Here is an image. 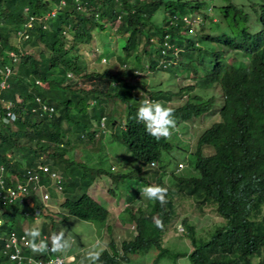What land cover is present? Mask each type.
<instances>
[{"label":"trees","instance_id":"16d2710c","mask_svg":"<svg viewBox=\"0 0 264 264\" xmlns=\"http://www.w3.org/2000/svg\"><path fill=\"white\" fill-rule=\"evenodd\" d=\"M61 1L0 0V80L5 65L12 69L8 86H0V111L5 113L4 103L11 102L16 112L14 120L0 118V166L5 176L37 169L51 159V167L61 168L60 187L54 192L62 196L76 176L79 191L64 195L49 209L61 214L64 222L72 215L103 224L98 264H122L130 254L152 247L156 248L152 264L163 259L179 264L180 256L191 264H253L251 257L264 250V0L250 7L230 0L221 5L215 0ZM51 2L58 5V12L46 20V27L35 20L27 28L28 37L20 38L17 30L24 28L29 14L48 11ZM185 15H197L198 27ZM117 19L115 29L127 32L122 56H115L111 67L82 62L81 48L97 54L91 42L95 29L106 30L107 23ZM254 21L260 29L254 28ZM28 41L42 45L38 55L24 50ZM10 50L16 52V61ZM235 51L248 55V60L232 62L230 54L236 58ZM137 70L142 72L139 78ZM149 72L161 78L159 85L146 82L143 77ZM190 74L194 81L177 90L163 82L169 75ZM215 87L216 93L207 90ZM173 95L180 100L174 103ZM144 99L174 110L177 126L170 138L157 141L136 122ZM44 103L53 110L43 109ZM109 130L129 152V170L114 171L115 164L107 161L103 138ZM73 136L93 148L95 162L74 158ZM174 151L187 154L188 163L182 161L186 166L180 172L160 171ZM103 174L116 185L125 183L124 200L131 205L124 206L121 220L133 225L134 236L120 245L112 230L119 217L88 193ZM149 185L168 189L165 206L141 196L140 190ZM173 187L196 196L202 206H213L224 220L207 239L197 240L184 215L181 222L191 244L181 253L170 251L161 240L173 214ZM32 197L37 203L36 195ZM34 218L26 200L7 202L0 197V264H11L3 254L6 237L12 231L23 232V221ZM156 219L163 221V230L155 226ZM46 226L42 232L50 241L56 223L50 220ZM80 256L70 264H81L85 257ZM257 264H264V257Z\"/></svg>","mask_w":264,"mask_h":264},{"label":"rangeland","instance_id":"374dc122","mask_svg":"<svg viewBox=\"0 0 264 264\" xmlns=\"http://www.w3.org/2000/svg\"><path fill=\"white\" fill-rule=\"evenodd\" d=\"M210 3V0H206ZM231 2H234L238 5L244 4L245 7L250 5H254L253 3L259 2V0H230ZM215 4H224L226 3V0H215ZM257 3H255L256 5ZM197 18L192 22L196 27L197 26ZM119 23V19L115 20L114 22L107 23L106 30H97L93 32V47L96 48L97 54L92 55L89 50L85 47L81 48L82 57L80 58L82 62L91 64L92 66L94 64H98V68H104V67H111V64L115 60V56H122V46L124 45L125 38L127 36V32L118 31L115 28L117 27V24ZM255 29H260V24L258 21L253 22ZM194 26V27H195ZM23 43V41H20L19 44ZM33 42H26L24 44V50L28 52H32L36 55H38V52L42 49V45H35L32 46ZM69 44H67L68 46ZM141 53H143L141 51ZM230 52H227L228 54ZM233 55L236 56V58H232V55L230 54L232 62L235 64H239L241 61H247L249 56L244 54L241 51H235L233 52ZM142 56V61H146V56ZM107 58L106 62H102V58ZM101 58V59H100ZM99 59V61H98ZM235 59H237L235 61ZM204 64V63H203ZM195 67L198 69H202V66H198V64H195ZM70 75L72 74L69 72ZM144 75V74H143ZM157 75L156 72H149L146 75H144V79L147 80L146 82L154 83L156 85H159L161 82V78ZM194 77H192V74L182 77V76H176V75H169L165 79H163V82H165V86L172 89L177 90L180 86H183L189 82H193ZM147 84V85H148ZM216 89V90H215ZM207 89L210 91V93H216L218 92V88L215 87ZM222 97L221 94H217V100L221 101ZM180 100V97L178 95H173L172 101L174 103L178 102ZM110 106L114 105L112 101H110ZM119 108L120 105H117ZM201 122H196L197 125H200ZM183 134V133H182ZM73 146L70 151L73 152L74 158L76 160H82L86 162L87 164H91L96 161L97 154L95 153L93 148L85 145L80 140H77L75 136H73L72 139ZM103 145L106 153V157H108L107 161L112 162V165H114L112 168L114 171L116 170H129L131 168V162L127 161V153L126 147L122 144H119L118 142L114 141L110 136V130L109 132L104 136L103 138ZM175 152V151H174ZM90 154V155H89ZM89 155V156H88ZM178 160H181L177 162ZM189 157H187V154L184 151H177L174 153V157L167 162V165H165L163 168L159 167V164L157 165L161 170L165 169V171L169 172L170 170H174L175 172H180L186 165L184 162L188 163ZM125 161V162H124ZM132 161V160H131ZM184 161V162H182ZM48 161L47 163H50ZM123 163V165L119 166V163ZM136 163V161H134ZM182 164V166L180 165ZM61 171V168L58 169ZM185 170V169H184ZM183 170V171H184ZM73 181L69 183V186L67 188V191L63 193V196L61 194H57V192H54L55 190L53 188H50L51 191V197L49 198L48 202L51 206L56 207L59 205L64 195L66 194H72L77 193L79 191L78 188V178L76 176L73 177ZM168 180V179H166ZM169 184H172V182L168 181ZM53 189V190H52ZM125 183L120 182L118 185L111 180V178L103 174L100 177H97L95 181L89 186L88 193L93 196L98 202H101L104 206L110 210V212L116 216L119 217V219H116L114 221V226L112 230L114 231L115 239L117 240L118 245H120L121 241L123 239H131L134 234V227L132 224H129V222H123L121 220V217L124 216L122 213H124L122 210L124 206H131L127 200H124L125 195ZM180 192L179 188L173 187V214L170 217L169 221L167 222L165 230L162 232V242L165 241L166 247L172 252H178L181 253L182 251H186L190 247V235H188V232H186V229L184 227V224L181 222V218L185 215L187 217L188 223H191L194 228V237L197 240H205L210 236V233L217 227H219L221 224H223L224 220L221 216L215 214L212 209L213 206L208 205L209 208L202 206L199 204L200 202L194 195H189L185 190H181ZM201 205V206H200ZM262 211L264 212V205L262 206ZM261 211V212H262ZM52 212V213H51ZM122 215V216H121ZM123 218V217H122ZM195 218V219H194ZM197 218V220H196ZM50 220L55 221L56 226L55 230L57 232L64 231L66 235V239L70 241V248L65 253H61L65 256H67L68 253L69 256L75 255L76 260L78 259L79 254L81 256L86 257L87 251L90 249V247L99 242V249L103 246L102 245V226L103 224L93 223L91 221H83L80 219H77L76 217L72 215H68V220L64 222L63 217L59 213H55L50 209L45 210V212L36 218H34L33 221L24 220L23 221V229L25 231L29 230L33 225H36L40 227L42 230L45 225L49 228V222ZM183 230V231H182ZM179 234V235H178ZM156 254V248L152 247L148 250V252L145 253H136V254H130L127 260H122V264H152V259L154 258ZM80 256V257H81ZM180 260L178 261L179 264H191L190 260L186 256H180ZM264 257V250L259 253L258 255L252 256L251 260L253 264H257L258 260L260 258ZM75 260V261H76ZM80 260H83V258H80ZM164 261H167L165 259L157 262L156 264H168L163 263ZM71 261L66 262L65 264H70ZM74 264V263H71ZM79 264V263H78ZM171 264V263H170Z\"/></svg>","mask_w":264,"mask_h":264},{"label":"built area","instance_id":"2783aa9c","mask_svg":"<svg viewBox=\"0 0 264 264\" xmlns=\"http://www.w3.org/2000/svg\"><path fill=\"white\" fill-rule=\"evenodd\" d=\"M61 2H64L62 0ZM81 9H86L85 6L80 5ZM24 10L26 13L29 11V7L25 6ZM58 12V5L54 2H51L50 9L41 14L30 13L28 19L24 23V28L17 30V35L20 38H27L28 31L27 28H31L34 24V21L37 20L43 23V26L46 27V20ZM199 20L197 15L189 17L185 15V20L187 22H193ZM9 55L12 56L13 61L17 60V54L15 51L10 50ZM105 60V58H103ZM12 69L9 64L5 65L4 69L1 70L2 79L0 80V86H8L7 78L9 77ZM135 78H139L142 74L141 71H135ZM70 74V73H69ZM37 100L40 102V98L37 97ZM6 108L5 113L0 111V118L7 122L9 120H14L16 117V112L12 109V103H4ZM43 109H48L49 111L53 110V107L48 106L47 104L42 105ZM100 126H104V118H102ZM3 173V166H0V197L7 202H13L16 200H26L31 207L32 212L35 218L49 209L51 205L48 200L51 197L50 188L56 189L60 185L58 181L62 178L61 171L51 167L49 163H41L38 165L37 169L29 168L23 173H11L8 178ZM33 192L31 195L30 193ZM33 195H36L38 199L37 203L33 199ZM30 212H27L29 214ZM25 232H16L12 231L5 239L3 246V254L7 255V258L11 264H64L66 261H71L75 257L65 256L61 253L51 254H35L26 246ZM41 238L49 241V236L46 232L41 230ZM50 243V241H49ZM15 257V259H13Z\"/></svg>","mask_w":264,"mask_h":264},{"label":"clouds","instance_id":"9594fccd","mask_svg":"<svg viewBox=\"0 0 264 264\" xmlns=\"http://www.w3.org/2000/svg\"><path fill=\"white\" fill-rule=\"evenodd\" d=\"M135 120L137 123L143 124L146 133L157 141L170 138L177 126L174 110L159 101L150 99L141 101ZM155 165L158 164L155 163ZM180 165L182 166V164ZM140 192L142 197L147 198L149 201L158 202L161 207L168 203V189L166 187L149 185L141 189ZM155 226L163 230V221L156 219ZM25 240L26 246L35 254L65 253L71 246L64 231L53 233L49 243L48 240L41 238V229L36 225L25 232ZM99 247V242L93 244L81 264H98L102 255V250H98Z\"/></svg>","mask_w":264,"mask_h":264},{"label":"crops","instance_id":"0c3cea01","mask_svg":"<svg viewBox=\"0 0 264 264\" xmlns=\"http://www.w3.org/2000/svg\"><path fill=\"white\" fill-rule=\"evenodd\" d=\"M51 207H53V206H51ZM25 231V230H24ZM69 255V254H68Z\"/></svg>","mask_w":264,"mask_h":264}]
</instances>
